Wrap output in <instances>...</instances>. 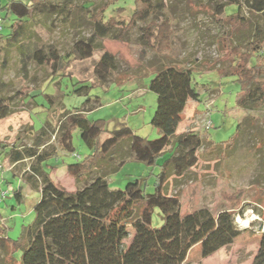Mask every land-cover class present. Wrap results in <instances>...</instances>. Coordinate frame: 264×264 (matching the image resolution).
Returning a JSON list of instances; mask_svg holds the SVG:
<instances>
[{"label":"rangeland","instance_id":"374dc122","mask_svg":"<svg viewBox=\"0 0 264 264\" xmlns=\"http://www.w3.org/2000/svg\"><path fill=\"white\" fill-rule=\"evenodd\" d=\"M9 1L0 0L3 18L0 30L3 88L0 95L10 109L9 114L0 119V191H8L6 198L0 201V223L6 227L7 238L10 241L19 239L23 227L33 222V208L40 195L39 180H36L37 187L32 183L35 179L31 165H36L37 159L26 157L11 163L8 151L32 147L38 152H54L55 156L42 161L52 180L68 190L83 186L93 174L76 181L67 173L66 164L75 161L77 156L83 158L91 149L81 140L78 129L72 131L73 152L62 148L60 139L64 128L59 126L65 113L82 108L87 98L92 102L98 97L100 106L86 115L90 119L103 120L107 131L128 126L139 136L158 138L160 131L150 123L156 94L148 85L159 66L174 63L194 69L192 82L199 92V99L188 100L176 133H198L204 145L198 148L193 166L181 175L168 177L164 192L177 197L183 215L202 207L214 215L228 209L241 230L232 243L208 256H202L199 243L193 245L185 262L251 264L264 231V143L260 141L264 134V109L245 110L237 105L238 82L233 75H226L232 54L222 39L231 35L233 43L239 42L246 47L253 28L264 24V13L250 10L255 1L237 0L241 3V11L235 14L236 4L225 6L231 0H155V3L162 1L164 6L144 20H138L125 33L124 40L110 38L120 25L107 31L103 25L92 21L89 14L108 5L103 17L106 20L113 9L124 6L126 10L115 17L126 20L133 9L131 0H72V6L64 13L31 10L21 20H16L5 9ZM163 18L170 20L169 47L158 51L143 45L140 27L150 19L160 21ZM13 23L14 29L19 27L20 35L17 44L10 45L6 35ZM91 36L117 60L116 68L107 72L103 84L95 71L101 50L84 59L74 57L73 44ZM38 49L47 56L55 49L58 63L53 65V60L48 58L38 63L32 58V53ZM23 63H26L25 68ZM46 94L52 95V103ZM207 115L211 121L209 128L205 125ZM238 122L244 133L234 149L214 151L206 139L214 143L230 141ZM107 134L105 132L102 138ZM39 142L42 145L37 146ZM170 148L171 144L165 149ZM161 161L159 159L158 163ZM159 171V165L150 166L130 157L115 172L109 173L107 183L111 189H123L129 181L139 179L145 191L153 192ZM14 192L20 193V199ZM163 220L162 212L155 208L150 225L159 227ZM133 233L130 227L125 247L130 244ZM12 248L10 244H0V264L10 255L20 264L22 248Z\"/></svg>","mask_w":264,"mask_h":264},{"label":"trees","instance_id":"16d2710c","mask_svg":"<svg viewBox=\"0 0 264 264\" xmlns=\"http://www.w3.org/2000/svg\"><path fill=\"white\" fill-rule=\"evenodd\" d=\"M254 1L250 10L256 14L264 13V0ZM131 2L133 9L129 11L126 20L115 17L126 10L124 6L113 9V14L103 20L108 5L97 8L95 13L91 12L89 18L103 25L107 31L120 25L110 38L124 40L125 33L138 20H144L157 8L164 6L162 1L155 3V0ZM233 4H236L235 14H239V1L231 0L225 6ZM70 6L72 0H10L4 7L16 20H21L31 10L61 14ZM14 23L6 35L10 45L17 44L20 35L19 27L13 28ZM140 28L143 45L158 51L169 47L172 34L168 18L160 21L150 19ZM222 40L232 54L228 64L229 73L226 75H233L238 82L240 92L237 105L245 110L264 109V24L253 28L246 47L239 42L233 43L231 35ZM96 50H101V55L95 71L100 84H103L107 72L117 66L114 55L103 49L102 43L95 41L92 36L86 40L79 39L73 44L76 58L90 57ZM255 52H258L256 56ZM48 53L47 56L43 50L38 49L32 53V58L40 64L46 58L52 59L53 65L58 63V52L51 49ZM23 67H26V63H23ZM193 70L174 63L161 65L155 70L148 88L156 94V107L150 123L160 131L158 138L139 136L128 126L107 131L103 120L90 119L86 115L100 106L98 97L92 102L87 98L82 108H74L65 113L64 121L59 126L64 128L60 139L62 148L73 152L72 131L78 129L81 140L91 149L83 158L78 156L75 161L66 164L67 173L76 181L93 174L79 188L66 189L54 182L43 168L42 161L55 156L54 152H38L32 147L8 151L11 163L26 157L36 158L37 164L31 165L32 178L35 179L32 183L37 187L36 180L40 182L39 199L33 208L34 220L23 227L20 238L10 241L5 234L6 227L0 223V244H10L12 249L21 247L20 264H201L185 262L187 252L193 245L199 243L202 256H208L232 243L241 230L230 210L224 209L214 215L202 207L183 215L177 197L164 192L168 177L172 174L181 175L193 166L197 161L198 148L204 145V139L198 133H176L187 101L199 99V92L192 82ZM61 75L71 77L65 73ZM2 88L3 82L0 81V94ZM45 96L52 103V95ZM9 112L6 99L0 95V119L5 118ZM105 132L108 134L102 138ZM243 133L238 122L230 141H206L212 144L216 152H231ZM260 141L264 143V134ZM36 144L42 145L40 142ZM170 144L171 148L166 150ZM130 157L150 166L159 165L160 171L156 175L153 192L145 191L139 179L129 181L123 189L109 187V173L115 172ZM159 159L161 163H158ZM14 196L20 199L19 192H14ZM155 208L164 217L159 227L150 225ZM130 227L134 233L130 244L125 247L124 240ZM2 264L16 263L10 255ZM251 264H264V231Z\"/></svg>","mask_w":264,"mask_h":264},{"label":"built area","instance_id":"2783aa9c","mask_svg":"<svg viewBox=\"0 0 264 264\" xmlns=\"http://www.w3.org/2000/svg\"><path fill=\"white\" fill-rule=\"evenodd\" d=\"M2 29V25H1V18H0V30ZM210 124H211V121H210V119H208V115H207V120H206V122H205V125H206V127L208 128V127H210ZM78 157V156H77ZM0 164H1V162H0ZM8 194V191H6V190H1L0 191V201L1 200H3L5 197H6V195Z\"/></svg>","mask_w":264,"mask_h":264},{"label":"crops","instance_id":"0c3cea01","mask_svg":"<svg viewBox=\"0 0 264 264\" xmlns=\"http://www.w3.org/2000/svg\"><path fill=\"white\" fill-rule=\"evenodd\" d=\"M189 100H190V99H189ZM187 103H188V101H187ZM187 103H186V104H187ZM183 111H184V110H183ZM176 132H177V130H176Z\"/></svg>","mask_w":264,"mask_h":264},{"label":"bare ground","instance_id":"6f19581e","mask_svg":"<svg viewBox=\"0 0 264 264\" xmlns=\"http://www.w3.org/2000/svg\"><path fill=\"white\" fill-rule=\"evenodd\" d=\"M240 224V223H239Z\"/></svg>","mask_w":264,"mask_h":264}]
</instances>
